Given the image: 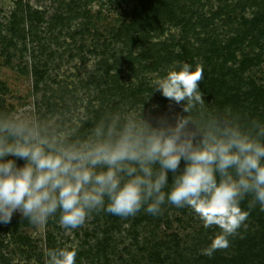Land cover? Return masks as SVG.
Segmentation results:
<instances>
[{
	"label": "clouds",
	"instance_id": "9594fccd",
	"mask_svg": "<svg viewBox=\"0 0 264 264\" xmlns=\"http://www.w3.org/2000/svg\"><path fill=\"white\" fill-rule=\"evenodd\" d=\"M202 78V65L182 62L151 80L183 108L174 122H150L144 101L98 115L86 103L67 113L0 112V225L17 212L34 225L58 214L74 230L93 213L156 216L167 204L219 229L203 255L227 249L249 209L264 211V119L205 113ZM44 256L45 264H76L77 248L45 247Z\"/></svg>",
	"mask_w": 264,
	"mask_h": 264
},
{
	"label": "trees",
	"instance_id": "16d2710c",
	"mask_svg": "<svg viewBox=\"0 0 264 264\" xmlns=\"http://www.w3.org/2000/svg\"><path fill=\"white\" fill-rule=\"evenodd\" d=\"M184 1L127 0L123 12L128 19L119 25L110 39H102L100 43L102 57L98 60L94 72L89 73L86 79L77 81L80 88L96 87L94 94L87 92L89 98L87 97L86 100V105L93 112L98 115L105 110L137 108L144 101L142 112L150 122L155 123L159 117L174 122L178 115L184 114L183 108L163 97L159 91H153L151 80L182 62H188L193 66L197 64L203 66V78L199 88L203 94L205 113L230 110L242 117L264 119V86L244 76L245 71L251 66L264 62L262 57L264 30H260L264 28V6L259 3H248L247 12L245 0H236L235 3H222L221 5L228 8L225 12H221L219 9L222 10L223 6L213 10L211 3ZM218 6L219 3L216 7ZM34 13L38 15V12ZM220 13L225 19L218 16ZM245 13H248V17ZM220 22L225 24V33L218 31ZM169 25L172 29L178 30L179 40L176 41L175 31L170 32ZM258 38L262 39L258 50L246 51L245 47L247 45L250 47L251 42H256L254 39ZM244 40L248 41V44H244ZM133 44L138 48L135 51L131 49ZM105 55L107 56L104 57ZM107 58L111 61H107ZM82 82L84 86H81ZM61 92L62 95L71 94L69 102L60 96L59 103H47V109L54 110L57 107L64 112V109L68 110V104L71 102L76 104V100L80 99L73 96L72 90L67 89V92L61 90ZM182 166L183 161H181ZM241 207H248V199L241 203ZM249 212L247 227L241 228L236 236L230 238L227 249L217 250L212 257L203 255L201 249L208 245L210 237L219 229L216 226L206 229L201 225L191 238L187 234L180 236L173 231L161 240L154 238L153 247L159 248L158 252L162 257L157 258L153 263L264 264V211L256 205L251 207ZM187 213L188 218L194 215L190 208L167 204L156 216L143 210L128 218L106 212L93 213L90 215L94 224L92 233L89 234V240L80 243L76 264L82 257L90 260L86 264H129L123 254H126L131 261L133 246L136 247L135 250L141 251L150 241L144 238L142 247H138L139 241L134 238L127 246H122L118 250L117 244L114 243L115 235L123 223L132 222L134 225L143 223L145 228L151 226L152 228L148 229L150 236H156L155 229L161 223L165 226L169 225L173 215H175L174 220L180 222L181 219L176 216ZM24 219L26 218L21 214L14 215L11 223L4 225L1 230L14 234L20 226L28 222ZM58 219L57 214L46 224L61 231L56 223ZM50 232L48 229L45 234V247H62L59 239L61 234ZM188 239L194 243L188 244ZM17 240L26 246V249L21 251L34 247L27 235L19 233ZM108 254L111 256L108 257ZM8 259L10 258L2 256L0 252V264L7 263Z\"/></svg>",
	"mask_w": 264,
	"mask_h": 264
},
{
	"label": "rangeland",
	"instance_id": "374dc122",
	"mask_svg": "<svg viewBox=\"0 0 264 264\" xmlns=\"http://www.w3.org/2000/svg\"><path fill=\"white\" fill-rule=\"evenodd\" d=\"M188 1L184 2L188 3ZM235 1L194 0V3H211V9L214 10L223 6L222 3H235ZM125 3L127 0H0V112L27 110L33 107L40 114L63 112L57 107L54 110L47 109L46 105L52 102L59 103L60 96L69 102L71 94L62 95L61 92V90L67 92V89L72 90L73 96L80 98L76 100V104L86 103L87 97L89 98L88 93L94 94L96 87L80 88L77 81L86 79L89 73L94 72L98 60L102 57L100 54L102 39H110L119 25L128 19L123 12ZM171 3L177 2L171 1ZM218 3L219 6L216 7ZM245 3H247L245 6L247 12L248 3H259L264 6V0H245ZM227 8L223 6L222 10H219L225 12ZM34 12H38V15ZM245 15L248 17V13ZM218 16L225 19L222 13ZM221 23L218 31L225 33V24ZM168 27L170 32L174 30L171 25ZM174 31L177 41L178 30ZM255 31L253 32L256 33ZM262 33L264 34V31ZM254 41L256 42L252 41L250 47L248 45L245 47L246 51L258 50L262 39L258 38ZM244 44H248V41L244 40ZM135 45H130L132 51L138 49L134 47ZM262 47L264 49V45ZM125 49L124 47L123 50ZM262 57L264 58V50ZM107 61L111 60L107 58ZM244 76L264 86V62L251 66L245 71ZM81 86H84L83 82ZM73 105H75L73 102L68 104V110L64 109L63 113L69 112ZM17 163L22 164L23 161L18 160ZM19 214L17 212L14 215ZM174 217L175 215L170 219L169 225L165 226L161 223L155 229L156 236H150L148 229H151V226L145 228L143 223L141 225H134L132 222L123 223L119 232H115L114 243L117 244L118 250L122 246H127L134 238L139 241L138 247H142L144 238L150 241L145 247L143 246L145 250L144 248L141 251L135 250L136 247L133 246L131 261L126 254H123L127 257L126 262L158 264L153 261H157L162 255L158 252L159 248L153 247L154 238L161 240L172 231L180 236L187 234L191 238L202 225L195 214L190 217L192 220L188 218V213L176 216L181 219L180 222L174 220ZM27 221L14 234L2 231L4 225H0V252L2 256L10 258L4 264H45L44 237L48 229L58 235L61 234L59 239L62 247L75 246L79 249L82 241L90 239L89 234L92 233L91 229L94 226L90 216L82 226L74 230L64 229L59 224V219L56 223L61 231L47 224L34 225ZM19 233L27 235L34 247L21 251L26 249V246L17 240ZM187 241L188 244L194 243L190 239ZM110 256L108 254V257ZM88 261L90 260L82 257L77 264H86Z\"/></svg>",
	"mask_w": 264,
	"mask_h": 264
}]
</instances>
